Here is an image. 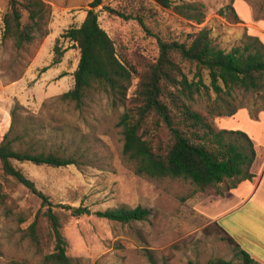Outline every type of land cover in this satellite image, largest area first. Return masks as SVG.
<instances>
[{
  "label": "rangeland",
  "instance_id": "obj_1",
  "mask_svg": "<svg viewBox=\"0 0 264 264\" xmlns=\"http://www.w3.org/2000/svg\"><path fill=\"white\" fill-rule=\"evenodd\" d=\"M43 1L49 10L47 22L34 31L33 41L18 47L13 37L3 35L2 14L8 0H0V142L11 126V111L18 105L22 120L18 133H23L25 127L41 138L47 149L77 158L78 163L59 167L14 161L56 205L71 264H152L149 253L157 264H207L217 257L243 264L220 239L214 222L195 207L200 196L215 193L212 189L182 200L191 192L188 183L137 175L123 159V135L117 125L122 107L112 106L105 91L90 90L82 107L59 98L73 87V72L80 57L76 44L62 34L82 23L91 0ZM124 1L103 0L97 10L101 25L131 51L138 49L154 56L158 50L155 35L168 38L202 27L210 30L216 45L227 50L240 45L246 33L264 41V0H234L239 19L228 7L231 0H172V7L154 2L147 19L152 34L137 21L124 20L103 9L104 5L118 7ZM175 5H183L186 14L202 17L203 21L199 23L196 17L179 13ZM23 21H29L27 12ZM56 44L62 57L52 64L59 54ZM194 69L187 64L190 76ZM262 94L234 91L233 96L236 102L252 106L256 100L261 102ZM215 97L213 92H202L195 96L193 104L205 112L220 104L226 108ZM215 119L220 127L241 129L252 137L258 153L257 167L260 166L257 181H252L255 188L241 194L239 203H244L219 224L245 250L264 261V111L254 119L244 107L232 116ZM0 181L2 192L13 205L10 211L0 202V264L12 260L39 262L41 256L24 230L41 207V199L13 178L3 176L1 164ZM58 204L84 205L91 213L75 217ZM138 205L151 209L148 219L122 223L97 214L108 208ZM20 209L30 215L25 222L18 219Z\"/></svg>",
  "mask_w": 264,
  "mask_h": 264
},
{
  "label": "trees",
  "instance_id": "obj_2",
  "mask_svg": "<svg viewBox=\"0 0 264 264\" xmlns=\"http://www.w3.org/2000/svg\"><path fill=\"white\" fill-rule=\"evenodd\" d=\"M233 1L228 7L239 19ZM154 2L163 7L173 6L172 0H125L118 7L104 5L103 9L124 20L137 21L152 34L147 19L151 17ZM102 3L103 0H92L82 23L62 34L76 44L80 57L73 72V87L59 98L82 107L90 90L105 91L112 106L122 107L117 125L123 135V159L137 175L188 183L191 192L182 200L210 189L224 195L241 182L253 180L256 174L252 166L257 157L254 140L244 130L220 127L215 117L232 116L247 107L252 118L258 119L259 113L264 111V94L261 102L256 100L252 106L236 102L233 96L234 91L264 93V41L246 33L240 45L227 50L216 45L210 30L202 27L168 38L155 35L158 50L156 55L150 56L138 49L129 50L127 44L109 34L99 21L97 7ZM174 8L188 17H196L199 23L203 21L202 17L186 14L183 5ZM24 12L28 14L26 23ZM48 13L43 0H8L2 14L4 37H13L15 44L22 47L33 41L34 31L47 22ZM55 48L59 54L52 64L60 62L62 57L57 44ZM187 64L194 66L193 76L186 70ZM202 92L215 93L216 101L223 102L226 108L222 109L221 104L206 112L196 108L193 101ZM17 109L18 105L12 109L11 126L0 142V164L3 176L13 178L41 199V207L24 230L41 259L36 263L12 260L5 264H71L61 217L54 209L56 205L14 161L59 167L76 164L78 160L74 155L47 149L43 140L25 127L23 133H18L22 120ZM2 187L0 181V202L11 211L13 205L7 201ZM58 206L70 210L75 217L91 213L84 205ZM17 214L20 222L30 217L23 209ZM97 214L131 223L148 219L151 209L143 205L121 206L99 210ZM213 222L216 233L231 247L238 260L243 264H261L223 226ZM148 256L152 264H157L150 253ZM207 264L234 263L217 257Z\"/></svg>",
  "mask_w": 264,
  "mask_h": 264
},
{
  "label": "crops",
  "instance_id": "obj_3",
  "mask_svg": "<svg viewBox=\"0 0 264 264\" xmlns=\"http://www.w3.org/2000/svg\"><path fill=\"white\" fill-rule=\"evenodd\" d=\"M257 161H258V153L256 160L252 166V171L256 174V177H254L253 180H245L241 182L238 185V187L231 189L230 191L226 192L224 195L211 193V194H206L204 196H200L197 199V202L195 203L196 209H198V211L201 214L206 216L211 221H217L218 223H220V221L228 214L238 209L240 205L244 203V202L239 203V198L241 194L243 195L245 194L246 191L248 192L249 190L251 192L255 188L254 183L252 181H257L258 179L257 172H259L258 170L260 166L257 167ZM261 174L264 175V166L261 170ZM258 261L264 263V261L262 260H258Z\"/></svg>",
  "mask_w": 264,
  "mask_h": 264
}]
</instances>
